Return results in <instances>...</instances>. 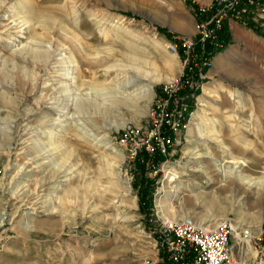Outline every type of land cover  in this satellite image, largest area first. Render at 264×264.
Instances as JSON below:
<instances>
[{
    "label": "rangeland",
    "instance_id": "rangeland-1",
    "mask_svg": "<svg viewBox=\"0 0 264 264\" xmlns=\"http://www.w3.org/2000/svg\"><path fill=\"white\" fill-rule=\"evenodd\" d=\"M195 8L192 0H0V264H165L166 218L264 230V4L223 26L227 42L169 163L154 169L143 150L133 174L116 140L129 125L152 127L155 97L183 70L169 42L195 37ZM197 111L209 117L202 133ZM237 138L240 159L219 142ZM220 164L240 172L225 183Z\"/></svg>",
    "mask_w": 264,
    "mask_h": 264
},
{
    "label": "built area",
    "instance_id": "built-area-1",
    "mask_svg": "<svg viewBox=\"0 0 264 264\" xmlns=\"http://www.w3.org/2000/svg\"><path fill=\"white\" fill-rule=\"evenodd\" d=\"M198 4L194 9L198 16L195 37L175 34L169 42L170 52L182 57L183 70L155 97L152 127L129 125L117 135L116 140L127 150L133 174L139 171L136 159L143 150L150 156L145 163L154 169L170 162L172 147L181 142L189 125L190 101L198 98L212 64L214 56L207 44L221 48L220 32L225 22L239 19L251 8L262 6L264 0H207ZM156 153L164 158L160 163L154 160ZM246 233L238 232L230 219L204 226L191 216L166 218L159 234L164 252L160 260L165 264H264V230L255 235Z\"/></svg>",
    "mask_w": 264,
    "mask_h": 264
},
{
    "label": "bare ground",
    "instance_id": "bare-ground-1",
    "mask_svg": "<svg viewBox=\"0 0 264 264\" xmlns=\"http://www.w3.org/2000/svg\"><path fill=\"white\" fill-rule=\"evenodd\" d=\"M31 2V1H30ZM31 4V3H30ZM13 8L15 9L14 11H16L17 10V5L15 6H13ZM135 44V43H134ZM133 49H134V47H133ZM132 59H133V61H135L136 63L134 64V65H132L133 66V68L134 69H136V70H140V71H146L145 70V68H144V65L142 64V62L143 61H141L142 60V58H139V57H136V56H133L132 57ZM72 61V60H71ZM73 61H76V60H74L73 59ZM220 64V59L219 58H217L216 60H215V62H214V69L218 66ZM79 71H81V69H78ZM79 75L81 76V73L79 72ZM155 77V76H154ZM152 78V77H151ZM156 78V77H155ZM79 86H81V85H79ZM149 87V86H148ZM99 88V87H98ZM222 88V87H221ZM220 88V89H221ZM224 88V87H223ZM75 90H77V89H79V87L77 86V89L76 88H74ZM105 89V88H104ZM229 89V88H228ZM96 90V89H95ZM98 90H100V89H98ZM216 90V89H215ZM78 91V90H77ZM110 91V90H109ZM213 89H211L210 87H208V88H206L205 89V93H204V98L206 97V96H209V97H211V95L213 94ZM226 91H229V93L231 94V97L232 96H235V95H237V93H233L232 91H230V89L229 90H227L226 89ZM216 92V91H215ZM220 93H221V95H222V90L220 91ZM80 94V93H79ZM153 90H152V88L150 87V97H149V99H151L152 98V96H153ZM226 94V93H225ZM239 96V95H238ZM77 97V96H76ZM78 98V97H77ZM234 98V97H233ZM237 98V97H236ZM77 100H80V99H77ZM202 101H204V100H206V99H201ZM241 101V100H240ZM240 103V102H239ZM243 105H240L239 107H241L242 109H251L250 110V112H251V117H250V119L249 120H251L253 123H256V122H259L260 121V118H258L256 115H258V114H256V108H255V106H252V104H251V107L249 106L248 107V105L247 104H244V103H242ZM205 112V111H204ZM207 119H209V117H206L205 116V114H203V112H200V111H197L196 113H195V115H194V121H192L193 122V124L194 125H196L197 126V128L199 129V132L200 133H202V131H204V127H206L207 126ZM210 120H211V118H210ZM209 121V120H208ZM210 122H212V121H210ZM192 124V123H191ZM209 124V123H208ZM195 128V127H194ZM192 129H193V127H192ZM239 136V135H238ZM237 136V137H238ZM216 138H218V137H216ZM239 138V137H238ZM236 139V143L238 142V144H236L235 142H232V144L230 145V144H227L223 139L221 140L220 139V141L217 139V141H219L220 142V144H222V147H223V150L227 153V154H229V156L230 157H233V158H237L238 156L239 157H244V155L242 154L241 156H240V154L241 153H243L242 151H244L243 149H242V147H241V145H243V144H239V142H241L242 143V141H241V139ZM250 144V143H249ZM252 144V143H251ZM246 145V144H245ZM254 145V144H253ZM236 152H239L240 154H238V155H236L237 153ZM247 153V152H246ZM248 153H249V151H248ZM248 156V155H247ZM238 157V158H239ZM246 157V156H245ZM240 159V158H239ZM221 170L220 172H221V174H222V179L221 180H223L225 183H228L229 182V176L231 175V174H233V173H235V172H237V173H239L238 172V170H228L227 168H226V166L224 165V164H220L219 165V168H218V170ZM208 171V170H207ZM211 172H207V174L209 175ZM209 177H210V179H211V177L212 176H210L209 175ZM211 181V180H210ZM231 181V180H230ZM235 182H237V181H235ZM234 182V183H235ZM179 183V182H178ZM222 183V182H221ZM181 184H183V183H180L178 186H181ZM230 184V183H229ZM261 185L262 186H264V180L261 182ZM260 187V186H259ZM179 189V188H178ZM260 192V191H259ZM262 192V191H261ZM261 194V193H260ZM173 196H175V195H173ZM176 196H178V195H176ZM212 198V197H211ZM211 198H209V199H211ZM217 199V198H216ZM171 200V199H170ZM176 200V199H175ZM212 200H214V199H212ZM206 201V200H205ZM209 201V200H208ZM210 202V201H209ZM215 202V201H214ZM207 203V202H206ZM216 203V202H215ZM210 205V204H209ZM219 205V204H218ZM158 206L160 207V208H164L165 207V205H164V199H163V197H161L159 200H158ZM213 206V205H212ZM164 210V209H163ZM185 217V216H184ZM182 218V217H181ZM201 224V223H200ZM202 225H204V226H210V225H205V224H202Z\"/></svg>",
    "mask_w": 264,
    "mask_h": 264
},
{
    "label": "trees",
    "instance_id": "trees-1",
    "mask_svg": "<svg viewBox=\"0 0 264 264\" xmlns=\"http://www.w3.org/2000/svg\"><path fill=\"white\" fill-rule=\"evenodd\" d=\"M226 27L227 26L224 25L223 30H225ZM220 41H221V44H224L227 42L225 36H223V35H220ZM207 48L211 51V56H214L217 52H219L221 50V48H213L210 43L207 44ZM200 93H201V91L199 90L198 94H200ZM144 154H145L146 158L150 157L148 153L144 152ZM163 159L164 158L161 155H159L158 153H156L154 155V160L156 161V163H160ZM148 183H150V182H148ZM148 183L143 186L142 192H141L140 206L144 210H146L152 204L153 187H151V185L148 186Z\"/></svg>",
    "mask_w": 264,
    "mask_h": 264
},
{
    "label": "crops",
    "instance_id": "crops-1",
    "mask_svg": "<svg viewBox=\"0 0 264 264\" xmlns=\"http://www.w3.org/2000/svg\"><path fill=\"white\" fill-rule=\"evenodd\" d=\"M192 2H194L195 3V6H196V8H198L199 7V4L198 3H205V2H207V0H192ZM225 26H227V22L225 23Z\"/></svg>",
    "mask_w": 264,
    "mask_h": 264
}]
</instances>
